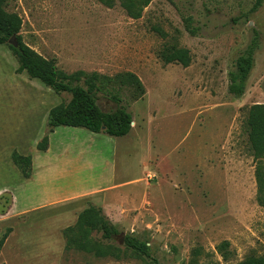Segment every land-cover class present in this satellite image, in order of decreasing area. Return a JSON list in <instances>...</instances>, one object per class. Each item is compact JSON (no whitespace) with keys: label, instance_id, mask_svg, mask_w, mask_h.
<instances>
[{"label":"rangeland","instance_id":"obj_1","mask_svg":"<svg viewBox=\"0 0 264 264\" xmlns=\"http://www.w3.org/2000/svg\"><path fill=\"white\" fill-rule=\"evenodd\" d=\"M255 2L152 0L135 19L120 0H8L6 9L23 18L24 42L59 69L133 72L145 93L112 81L97 94L104 111L117 107L116 94L132 113L125 136L70 126L49 132L50 109L71 95L18 72L17 56L0 44V209L7 207L0 239L14 227L32 264H149L126 250L127 235L147 241L161 264L264 256V207L246 125L250 107L264 103V2L254 10ZM256 33L254 67L244 94L234 95L229 74ZM172 48H188L191 64L165 63L161 53ZM45 135L49 148L41 151ZM15 150L33 157L32 178L13 162ZM90 203L118 227L112 243L122 259L65 250L63 230ZM14 250L3 255L10 264Z\"/></svg>","mask_w":264,"mask_h":264},{"label":"trees","instance_id":"obj_2","mask_svg":"<svg viewBox=\"0 0 264 264\" xmlns=\"http://www.w3.org/2000/svg\"><path fill=\"white\" fill-rule=\"evenodd\" d=\"M8 0H0V44H7L18 58V72L25 71L30 78L38 79L47 87L58 94L68 93L70 99L62 102L49 111L48 131L53 132L56 127L70 126L82 127L92 132H104L111 136H125L132 129L134 121L128 107L121 103L118 95L112 94L111 98L117 103V107L111 111H104L98 104V93L107 90L112 81L130 85L137 91V96L145 93L141 79L133 72L117 74L114 77L102 75L99 72H86L78 70L68 73L57 67L55 59L47 58L26 44L21 33L23 18L16 12L6 9ZM108 6H113L116 0H101ZM152 0H120L132 18H140L143 10ZM264 0H256L254 10H257ZM187 29L193 35L197 34L196 28L191 27V18H187ZM162 35L165 33L162 32ZM15 36L18 46L10 43ZM259 36L255 34L251 43L237 57L235 69L229 74V91L234 95H242L255 64V54L259 49ZM161 58L165 63L178 62L187 67L192 62L191 52L188 48H172L164 50ZM246 125L248 139L252 154L257 163L256 179L258 184L257 199L264 207V103H257L250 107ZM37 148L46 151L49 148V135H45L37 144ZM11 158L19 168L24 178H30L33 173V157L13 151ZM10 201V199L7 198ZM7 207L0 209L5 213ZM12 228L0 239V249L3 247ZM101 233V240L95 239L94 234ZM119 234L118 227L105 214L101 206L90 203L79 214L73 225L63 230L65 250L82 251L91 253L97 257H112L122 259L123 251L112 242ZM228 241H224L219 248H226ZM126 250H132L149 260V264H161L159 259L152 254L147 241L131 235L125 236ZM199 249L195 253L199 254ZM0 264H6L0 262ZM235 264H264V256H251Z\"/></svg>","mask_w":264,"mask_h":264},{"label":"crops","instance_id":"obj_3","mask_svg":"<svg viewBox=\"0 0 264 264\" xmlns=\"http://www.w3.org/2000/svg\"><path fill=\"white\" fill-rule=\"evenodd\" d=\"M33 174V173H32ZM34 176V174L30 177V178H32ZM29 179V178H28ZM71 205H73V204H71ZM72 208V207H71ZM103 208V207H102ZM9 209V208H8ZM84 209V208H83ZM83 209H81L80 210V212L83 210ZM79 212V213H80ZM78 213V214H79ZM78 214H75L74 215V218H76V220H77V218H78ZM11 228V227H10ZM57 231V230H56ZM59 235V240H60V244H61V248H62V250L60 251V254H63V237H62V234H61V232L59 231V233H58V231H57V233H56V235ZM48 235H49V233L47 234V233H44L43 234V236L47 239V237H48ZM12 238H14V241L13 242H11L13 239ZM51 238H53V237H51ZM23 238L21 237V235H16V232H15V228L13 227V230L9 233V235H8V237H7V239H6V241H5V243H4V245H3V247L0 249V262H5L6 264H10L9 262H6L5 261V259L3 258V255H4V253L6 252V249H7V247H9V245L12 247V248H15V250H14V255L16 256V259H14L13 257H12V262H13V264L15 263V261H16V264H17V262H18V264H32V260H31V257H29V255L27 254V252H26V248H27V246H26V244L23 242ZM47 252H49L48 254L49 255H54L55 257H56V252L55 251H53V250H46V253ZM27 256V257H26ZM38 257V256H37ZM40 262H42V261H40ZM55 262L54 261H51V264H54Z\"/></svg>","mask_w":264,"mask_h":264},{"label":"water","instance_id":"obj_4","mask_svg":"<svg viewBox=\"0 0 264 264\" xmlns=\"http://www.w3.org/2000/svg\"><path fill=\"white\" fill-rule=\"evenodd\" d=\"M10 43H11L12 45H14L15 47L18 46V42H17L15 36H13V37L10 39ZM122 242H123V239H122Z\"/></svg>","mask_w":264,"mask_h":264}]
</instances>
